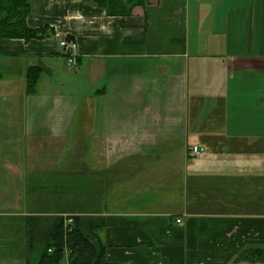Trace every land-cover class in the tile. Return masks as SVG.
<instances>
[{
	"label": "crops",
	"instance_id": "crops-1",
	"mask_svg": "<svg viewBox=\"0 0 264 264\" xmlns=\"http://www.w3.org/2000/svg\"><path fill=\"white\" fill-rule=\"evenodd\" d=\"M28 1L46 37L0 38L18 77L0 93V209L46 241L56 218L103 219L111 264H261L239 255L264 247V0H143L127 16Z\"/></svg>",
	"mask_w": 264,
	"mask_h": 264
},
{
	"label": "trees",
	"instance_id": "trees-1",
	"mask_svg": "<svg viewBox=\"0 0 264 264\" xmlns=\"http://www.w3.org/2000/svg\"><path fill=\"white\" fill-rule=\"evenodd\" d=\"M94 1L110 16H127L143 2V0ZM30 12L31 7L28 0H0V38L21 39L26 42L45 38V29L33 28L27 24ZM42 71L43 69L39 66L28 68L26 73V93L28 95L35 93L36 84ZM3 76V73L0 72V78ZM80 218V216L74 217L73 222L67 225L65 218L58 220L59 225L54 230L53 239L45 244L37 264H62L66 256L68 264H111L106 258L105 247L100 238V231L105 227L103 219L92 218L91 221H87ZM85 226L89 228V234L85 233L87 232ZM27 237L32 243V245L28 244V248L36 249L35 234L28 232ZM39 242L46 243V239ZM27 259L26 264H33L29 256ZM239 259L250 262L260 261L264 264V247L244 250L240 253Z\"/></svg>",
	"mask_w": 264,
	"mask_h": 264
},
{
	"label": "rangeland",
	"instance_id": "rangeland-1",
	"mask_svg": "<svg viewBox=\"0 0 264 264\" xmlns=\"http://www.w3.org/2000/svg\"><path fill=\"white\" fill-rule=\"evenodd\" d=\"M78 52H79V45H78ZM78 68H79V66H78ZM3 74H4V77H6V75L8 76L9 81L4 86H2V88L0 89V93L2 96H12L11 82H12V80H17L18 77H15V76L12 77V71H9V70L8 71L6 70ZM45 75H47V74H46V71L44 70L41 74V77L38 80V83L36 84L35 93H32V94H35V95L39 94L40 83H41V81ZM26 84H27V80H26ZM65 88H67V87H65ZM42 89H43V87L41 86V90ZM85 155L83 157H85ZM86 165H87V163H86ZM12 217H13L14 222H16V224L12 223ZM74 217H76V216L73 214L69 215L68 218H66V225L68 223H72ZM80 217H81L80 219H85L87 221H89V220L91 221V219H92V218H90L91 216H88V215L80 216ZM61 218L62 217L56 218V220H54V223L52 222L54 224L53 230H56L57 226L59 225L58 220ZM23 221H24V218L22 219V216H12V215L8 214L7 211L0 209V264H26V260H28L27 259L28 255H29V258L33 264H37L36 262L39 261L41 255L44 251L45 244H47L48 241H46V243H43V242L38 243L39 249H40V254H41L40 256L37 255L38 250H36L34 252V254H31L27 250V248L24 249L25 246H28V244L32 245L31 240L29 241V238L26 235V232H32V230H36L38 232L37 236H35V238H34V244L35 245L38 241H43V239H42L43 235L39 234L40 229L35 224L29 225V226H25L24 224H22V226L19 225V224L23 223ZM52 223L50 225H45V227H50L52 225ZM85 228L87 230V232H85V233L87 234L89 232V228L87 226H85ZM250 256H253V255L250 254ZM62 264H68L67 256L65 257Z\"/></svg>",
	"mask_w": 264,
	"mask_h": 264
},
{
	"label": "built area",
	"instance_id": "built-area-1",
	"mask_svg": "<svg viewBox=\"0 0 264 264\" xmlns=\"http://www.w3.org/2000/svg\"><path fill=\"white\" fill-rule=\"evenodd\" d=\"M63 55L65 56L66 65L69 69L76 71L79 66V52H78V43L75 39L63 38L59 43ZM191 153L194 157H197L200 154L199 147H193ZM177 223H181V220L178 219ZM52 252L53 250H49Z\"/></svg>",
	"mask_w": 264,
	"mask_h": 264
}]
</instances>
